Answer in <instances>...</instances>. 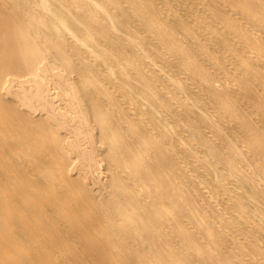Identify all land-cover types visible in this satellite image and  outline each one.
Wrapping results in <instances>:
<instances>
[{"label":"bare ground","instance_id":"obj_1","mask_svg":"<svg viewBox=\"0 0 264 264\" xmlns=\"http://www.w3.org/2000/svg\"><path fill=\"white\" fill-rule=\"evenodd\" d=\"M0 264H264V0H0Z\"/></svg>","mask_w":264,"mask_h":264}]
</instances>
